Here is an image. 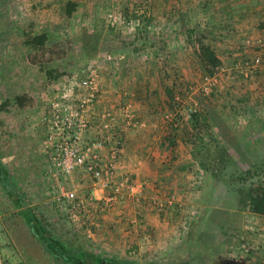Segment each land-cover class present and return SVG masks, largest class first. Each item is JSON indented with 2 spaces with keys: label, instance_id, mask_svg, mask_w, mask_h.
<instances>
[{
  "label": "crops",
  "instance_id": "obj_1",
  "mask_svg": "<svg viewBox=\"0 0 264 264\" xmlns=\"http://www.w3.org/2000/svg\"><path fill=\"white\" fill-rule=\"evenodd\" d=\"M67 1L7 0L6 6H9L7 8L9 19L13 20L17 15L21 27L25 32L30 31L29 34L46 32L51 41L65 42L71 38V41L73 40L77 45L82 44L81 39L84 35H88L86 41L89 45L98 43L96 50L91 49V52L84 54L87 59L85 61L95 69L99 85L97 98L91 105L89 114L90 129L85 136H93L96 130H99L98 126L101 122L110 125L108 130L110 138L107 145L100 150L101 159L107 158L109 147L119 140L121 150L116 164V180H125L126 185L134 186L136 192L132 195L122 192L116 207L105 215L101 214L99 226L95 224L92 229H86L84 233L88 236L100 237L101 243L97 242L98 244L107 245L108 249L113 248L118 252L124 249L126 242L138 248L139 253L144 254L147 248H150L148 253L157 251L159 243L165 240L163 237L165 230L171 232L175 227L171 222L176 221L178 216L172 203H179V200L184 202L185 199L190 200L191 195H198L191 192V187H196V181H191L194 177L191 148L168 125L172 114L164 105L166 101L164 86H172L173 81L176 80L178 87L182 88L183 83L187 81L182 75L185 74L189 63L182 60V57L185 55L186 60L190 62L191 49L194 54L192 46L188 43V29L195 28L208 36L210 45L223 63L219 74L229 75L234 69L244 74L246 71L244 60L250 61L260 56L261 63L257 67V75L252 78L255 82L250 84L252 88L240 91V82L236 81L231 82L229 87L219 84L218 87H224V91L218 90V93L230 95L232 91L238 90L242 94L235 97L249 98L250 92L257 87L254 92L258 97L252 100L249 98L252 104L248 102L247 97V104L237 103L242 105L240 107L250 109L264 108V0H149L148 5L140 6L142 12L145 10V13L151 17L147 26L148 45L144 50L118 51L120 53L116 55V58L123 59L121 60L123 63L126 58L132 57V54H135L133 57L136 59L140 57L143 60L149 56L153 62L150 66L142 63L144 65L142 67L137 65L142 71L140 68L113 67L111 64L114 63V58L110 55V51H103L100 48L103 44H109V40L114 37L110 35L114 30L110 29L108 24L106 28L103 27L100 22L101 15L97 14V9L104 0H72L76 2L77 9L71 17L65 14ZM130 2L133 3L135 0ZM130 2L116 0L115 3L112 2V6L117 4L118 10L121 11L123 7L131 6ZM141 9L137 10V13H140ZM135 20L141 23L139 19ZM110 26L120 28L111 24ZM120 32L123 35L127 34L125 38L138 37V32L135 30L128 32L123 29ZM123 35L120 36L122 39ZM119 43L122 44L121 38ZM148 48L149 55L146 52ZM175 49L177 53L174 52ZM72 52L70 51L69 54ZM100 54L103 59L96 66L97 60L101 58ZM177 57L182 61L179 62ZM223 71L226 73H222ZM40 73L43 75L42 72ZM234 73L232 78L241 76L235 71ZM147 74L150 76L149 82L142 81L141 76ZM114 75H117L115 80L112 79ZM133 77H139V80L135 81ZM85 78L86 69H68L64 75L52 82L57 80L61 81V84L68 81L82 82ZM43 79L47 78L43 77ZM257 91L260 93L258 94ZM123 107L128 110L130 124L122 113ZM258 119L260 124H264V115ZM37 131L38 138L43 139L46 135L45 128L39 125ZM102 132L104 130H101ZM247 134L248 137H256L253 133L247 132ZM75 173L73 179L69 181L74 191L79 190L82 193L87 191L96 198L113 193V186L103 189L100 183L83 171L78 170ZM131 197L135 199L133 210L129 209L132 201L128 198ZM249 219L253 221L251 223L253 226H264V217L250 214ZM99 227L101 229H98ZM248 233L249 231L246 230L245 234ZM245 234L240 236L242 240ZM246 239L248 240V237ZM239 246L235 247L236 250L233 251L235 254H232L230 263L264 264V247L251 251L252 255L247 254L244 258L239 254Z\"/></svg>",
  "mask_w": 264,
  "mask_h": 264
},
{
  "label": "rangeland",
  "instance_id": "obj_2",
  "mask_svg": "<svg viewBox=\"0 0 264 264\" xmlns=\"http://www.w3.org/2000/svg\"><path fill=\"white\" fill-rule=\"evenodd\" d=\"M126 1L127 3L130 2V0H125V2ZM112 2L115 3L116 0H104L101 7L99 6L97 9L98 16L101 15L100 22L105 28L107 24L110 26V18H117L118 13L120 14L118 10L119 7L117 4L112 6ZM6 5L7 0H0V105L7 101L5 107H2V110H0V160L8 170L9 179L13 186L27 201H29L30 205L36 210L37 215L42 219L45 225H48L50 229L53 230V233L64 242L78 249H86L90 252L108 257L132 260L137 264H232L230 261L232 259V254H235V247L237 245H242L241 247L239 246L240 251H237H239V254H242L244 258L249 250L254 251V249H257L256 245H259V249L264 247V226L261 225V227H259L258 225L253 226L249 224V213H236L233 208H226L228 205L225 203H229L231 197L234 198L233 194L222 184H215L214 189H210L209 182L210 180L212 182V179L204 181L203 178H206V176L207 178L211 177H208L206 174L203 176L200 172L199 178L194 176L191 179V181H199L200 187H193V184L191 185V192L198 193V195H191L190 200L185 199L184 202L179 200L180 211L177 214V220L171 222L175 227L171 229V232L165 230V234L163 235L165 240L159 243V248L158 246L156 247L158 248L157 251H150L151 253H148L150 248H147L148 250L145 251L144 254L143 252L139 253L138 248H134L133 245L126 242L124 249L118 252L113 248L108 249L107 245L103 246L98 244L97 242L101 243L100 237L96 238L84 233L86 229H92L95 224L99 226L100 219H102L101 214L105 215L107 212L112 211V209L116 207V203L107 208H98L94 216H92V218L89 216V219L80 217V213L73 217L68 211V202H64L62 192L74 191V188L71 187L69 182L70 179H73L74 173L67 179L66 183L62 182L61 177L55 175L54 178L53 175H50L49 162L44 151L46 135L40 140L37 133L39 125L45 128V125L40 119L45 114L48 102L54 95V92L60 90L58 88L62 85V82L59 80H57L58 82H52L47 81L48 79H43L45 76L40 73L38 67L34 65L32 68L31 64L27 63L24 57L25 47L21 44L26 32L21 27L19 23L20 18H18L17 15L14 16L13 20L9 19V11L7 10L9 6ZM118 29H113L114 31L110 33V35H114V37L109 40V44H103L100 47L103 51H110V55L114 58V63L111 65L119 69L140 68L141 71L142 66H150L153 62L149 56L146 57L147 59L143 60L140 59L139 54L138 59L133 57L135 54H132V57L125 59V64L121 61L123 59L120 57L116 58V55L120 53L118 51L127 52L130 50V47H124L119 43V38L117 36L120 34V36L123 35L120 31L124 28ZM127 31L129 32L128 29ZM123 36V38H125L127 34ZM65 41H67L66 48L69 50L71 48L73 49L71 50L73 51L72 54H67L62 61H53L46 66L52 67L59 64L58 68L61 71H67L68 69L84 70L88 66H92L85 61L87 60L84 57L86 53L85 50H82L84 48H82L80 43L77 45L76 42H73V40L71 41V38ZM175 45L174 43V46ZM78 46L81 47V49H78ZM86 52L89 53L91 50L86 49ZM146 52H148L147 55H149L150 49L148 48ZM174 52L177 53V50L175 49ZM189 56L190 62L186 60L185 55L182 57V60L184 59L187 64L189 63L185 74L182 75L187 81L184 82L185 84L183 83L184 86H182V88L180 87L176 95H178L181 100L185 101L187 98L189 100L194 99L195 95L198 96L201 92H209L212 88L216 89L219 100L216 104H210L209 108L213 106V114L217 116V120L221 123L220 130L227 132V136L236 134L239 140L242 141L241 143L245 147L239 148L242 149L240 150L244 155L238 154L237 150H234L231 146L229 150L234 154L232 156L238 160L243 168L247 167V163L249 162H247V160H250L252 156L253 158L258 156L262 157L264 154V129L260 127L263 124L258 122V118L264 115V108L250 109L247 107H240L242 103H250V100L255 99L256 96L258 97L256 92H254L257 90V87L250 92V100L247 96H243L242 98L239 97L242 100L241 104L237 103L238 97H235V95H241L242 93L240 91L246 88H252L250 84L255 81L248 76L232 78L233 75L230 74H218L217 77H215V81L213 80V83H210L209 78L207 79L203 76L197 59L195 55L192 54V49L190 50ZM100 57L99 61L97 60L96 62V66H98L103 59L101 54ZM177 58L179 62L182 61L180 60L181 58ZM137 65L141 67H137ZM107 66H110V64H107ZM116 76L117 75H114L112 79L115 80ZM149 77L148 74L142 75L141 79L144 82H149ZM156 79L155 77V80ZM133 80L138 81L139 77H133ZM236 81L240 82V91H232V95H225L224 93L219 95L218 90H221V92L224 91V87H218L219 84V86L223 85L229 87L231 82ZM167 82H169V80H167ZM185 85L187 87L189 85V87L186 88ZM187 89H189L188 94ZM257 92L258 94L260 93L259 91ZM22 94L28 97V102L26 106L18 107L13 104V98L16 95ZM246 97L249 100L248 102ZM204 104H206V101ZM213 130L216 131L215 133L213 132L214 135L224 144L228 145L227 139L220 135L215 128ZM247 132L260 136L263 145L253 148L252 154L246 155V148H248V145L246 142H243V140H246L245 135ZM241 134H243V136ZM250 138L251 137H248V139ZM230 141L234 143V139ZM201 191L203 192L202 194ZM74 192L77 194V197L83 200L86 195L89 194L87 191L84 193L79 192V190ZM209 199L214 210L204 214V211H202V206L204 205L203 201L209 204ZM128 200L132 201L129 205V209L133 210L134 207L132 205H134L135 199L131 197L128 198ZM172 204L174 205L176 203L174 202ZM102 205L101 203L100 206ZM132 210L130 212H132ZM187 213H190L195 218L201 214L200 216L202 217L199 220L200 225L197 223V219L194 220L195 222L197 221L196 223H194L192 219L189 221V215H187ZM209 220L216 221L223 226L239 228L241 233H235V235L233 234L232 236H223L219 233L213 234L211 232H206L202 236L204 238L201 243H199V245L197 243L195 244L193 238L196 233H198V230L199 232L202 230H210L209 226L211 224ZM197 224L199 227L196 229V226H198ZM246 227L251 229V231L246 229ZM98 229L101 228L99 227ZM246 230L249 231L248 234H245ZM189 231L192 233H189ZM243 234L245 235L242 240L240 236ZM247 237L248 240L246 239ZM147 239H149V236H147ZM250 245L254 249H252ZM199 248H201V250ZM0 254L8 264H65L47 252L41 243L30 234L1 187Z\"/></svg>",
  "mask_w": 264,
  "mask_h": 264
},
{
  "label": "trees",
  "instance_id": "obj_3",
  "mask_svg": "<svg viewBox=\"0 0 264 264\" xmlns=\"http://www.w3.org/2000/svg\"><path fill=\"white\" fill-rule=\"evenodd\" d=\"M148 2L149 1L147 0H135L133 3L130 2L131 6L127 5L123 7L120 14L118 13L119 17L125 21L135 19L141 21V23H138L139 26L135 28V31L138 32V39H122V37L118 35L119 39L121 38L123 46L130 47L133 52L144 50V47L148 45L147 32L149 30L147 26L151 21V17L145 13V10L142 12V9L140 8V6L148 5ZM76 9V2L68 0L65 9L66 16L71 17ZM139 9H141V12L137 13ZM109 27L110 29L116 30L115 27ZM29 32L30 31L26 32L25 37L21 42L22 46L25 47V60L29 64L37 66L39 71L42 72L49 81L59 79L66 73V71H61L58 68L59 64L52 67L46 65L53 61H62L65 56L70 53L72 48L70 50L66 48V41H51L46 32L31 34H29ZM187 35L188 43L193 48L194 55L203 76L217 77L222 69L223 63L210 45L208 36L204 33L198 32L195 28L188 29ZM87 37L88 35H84L81 39V45L82 48H84L83 50H85V53H87L86 49L96 50V45H98L97 42L89 45ZM246 61L249 60H244L243 63ZM234 71L237 74L244 76L240 70L236 69L232 70L230 75L235 74ZM246 71H248L249 78H253L257 75V68L256 70L249 71L247 69ZM224 72L225 71L222 73ZM188 87L186 86V88ZM164 88V93L166 95L164 105L167 106L170 114H172V119L168 125L176 135H179L185 144L190 146L191 157L194 162V176L199 178V172L203 174V176L206 174L211 178H207L206 176V178H203L204 181L212 179V182L211 180L209 182L210 189H214L215 184H222L229 192H231L234 198L231 197L230 202L225 203L228 205L226 208H233L236 213L246 212L256 215L257 217H264V154L262 157L258 156L253 158L252 156L250 160H247V162H249L245 168H243L238 160L232 156L234 154L229 150L230 146L234 148V150H237L238 154L244 155L241 151L242 149L239 148L244 145H242V141L239 140L236 134L227 136V132L220 130L221 123L217 120V116H214L213 114V106L212 108H209L210 104H216L219 100L216 89L212 88L209 92H201L198 96L195 95L194 99L189 100L187 98L183 101L176 98L178 96L176 95V92L180 90V87H178V81L175 80L173 81L172 86H164ZM188 92L189 89H187V94ZM205 101L206 104H204ZM237 101L239 103L242 102L240 98H237ZM27 102L28 97L25 94L16 95L13 98V104L18 107L26 106ZM6 104L7 101L3 102L0 105V110H2V107H5ZM214 128L220 133V135L227 139L228 145L224 144L216 135H214L216 132L213 130ZM261 128L264 129V124ZM241 135L243 136V134ZM245 137L246 140H243V142H246L248 145V148H246V155L250 153L252 154L253 148L261 147L263 145V142L258 135L254 138L251 137L250 139H248V134L247 136L245 135ZM232 139H234V143L230 141ZM195 184L196 187H200L199 181H196ZM0 187L6 193L10 204L16 209L17 215L22 219L30 234L41 243L47 252L59 261L65 264H137L132 260L108 257L85 249H78L60 239L55 233H53V230L50 229L48 225L44 224L42 219L37 215L36 210L30 205L29 201H27L13 186L9 179L8 170L1 160ZM202 193L203 192L201 191V194ZM203 204L202 211H204V214L214 210L210 199L209 204H206V201H203ZM172 207L175 209V213L178 214L180 211V204L176 203ZM187 215H189V221L192 219V221L196 223L197 221L195 222L194 220L197 219V223L200 225L199 220L202 217L200 216L201 214H198L199 216L196 218L190 213H187ZM248 221L249 224L253 222H251V219ZM209 222L211 224L209 226L210 230H202L200 232L198 230V233H196L193 238L195 244L197 243L199 245V243H201L204 238L202 236L206 232H211L213 234L219 233L223 236H232L233 234L235 235V233L237 234L240 232L239 228L236 227L223 226L216 221L211 220H209ZM199 225L196 226V229ZM190 232L191 231H189V233ZM256 248L259 249V245L256 246ZM199 249L201 250V248ZM251 251L253 250H249L248 256L249 254L252 255Z\"/></svg>",
  "mask_w": 264,
  "mask_h": 264
},
{
  "label": "built area",
  "instance_id": "obj_4",
  "mask_svg": "<svg viewBox=\"0 0 264 264\" xmlns=\"http://www.w3.org/2000/svg\"><path fill=\"white\" fill-rule=\"evenodd\" d=\"M109 22L112 26H120L129 31H134L138 25L137 20L125 21L119 16L110 18ZM260 63V56H256L243 64L245 70L250 71L256 70ZM244 74L248 76V71ZM205 78H209L210 83L215 81V77ZM58 89L60 90L54 92L45 114L40 119L46 128L44 151L49 162L50 175L54 178L57 175L62 178L63 183H66L73 173L80 170L100 183L103 189L113 186V193L100 198L87 194L84 200L77 197L74 191L62 192L64 202H68L71 216L80 213V217L89 219V216L91 218L94 216L98 208H107L116 203L122 192L132 195L136 190L134 186L126 185L125 180H116V164L121 150L119 140L109 147L107 158L101 159L100 150L107 145L110 138L108 133L110 125L101 122L98 126L100 132L97 129L93 136H85L90 129L91 105L95 102L99 91L94 67L86 68V78L82 82H64ZM121 110L128 121L130 118L127 108L123 107ZM101 130L104 132L101 133ZM0 264H8L1 254Z\"/></svg>",
  "mask_w": 264,
  "mask_h": 264
}]
</instances>
